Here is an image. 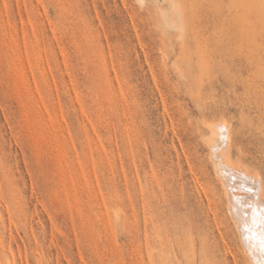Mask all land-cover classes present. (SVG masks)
Instances as JSON below:
<instances>
[{
  "label": "rangeland",
  "instance_id": "374dc122",
  "mask_svg": "<svg viewBox=\"0 0 264 264\" xmlns=\"http://www.w3.org/2000/svg\"><path fill=\"white\" fill-rule=\"evenodd\" d=\"M211 125L264 199V0H0V264H248Z\"/></svg>",
  "mask_w": 264,
  "mask_h": 264
},
{
  "label": "bare ground",
  "instance_id": "6f19581e",
  "mask_svg": "<svg viewBox=\"0 0 264 264\" xmlns=\"http://www.w3.org/2000/svg\"><path fill=\"white\" fill-rule=\"evenodd\" d=\"M217 126H209L210 136L205 139L209 148V159L213 166V172L217 176V180H220L219 183H221L223 195L227 202L226 206H228L226 208H229V214L232 215L230 219L234 218L233 221L237 226L235 230L240 232V242H243V252H246L243 254L247 256L246 261L249 262L248 264H264V253L260 250L261 233H264V223H261V213L264 212L262 185L259 184L260 180L255 178V174H257L255 171V174H252L243 170L241 167L244 166H241L240 163L234 164L232 162L229 157V150L226 148L230 140L228 128L221 129L218 128L220 126ZM224 127L226 128L225 124ZM225 143H227L226 146ZM244 168L247 169V167ZM250 205L252 207H249ZM254 210L259 214V218L256 216L259 221L255 223L250 218V215L253 216Z\"/></svg>",
  "mask_w": 264,
  "mask_h": 264
},
{
  "label": "snow or ice",
  "instance_id": "6c2138e0",
  "mask_svg": "<svg viewBox=\"0 0 264 264\" xmlns=\"http://www.w3.org/2000/svg\"><path fill=\"white\" fill-rule=\"evenodd\" d=\"M249 207H252L251 205ZM256 222V212L253 211V223ZM261 223H264V212L261 213ZM260 250L262 253H264V233H261L260 238Z\"/></svg>",
  "mask_w": 264,
  "mask_h": 264
}]
</instances>
